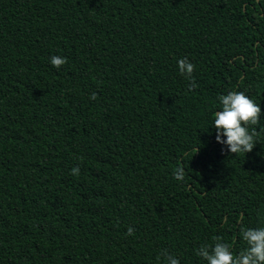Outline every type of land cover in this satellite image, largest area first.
<instances>
[{
  "label": "trees",
  "instance_id": "1",
  "mask_svg": "<svg viewBox=\"0 0 264 264\" xmlns=\"http://www.w3.org/2000/svg\"><path fill=\"white\" fill-rule=\"evenodd\" d=\"M0 264H264V0H0Z\"/></svg>",
  "mask_w": 264,
  "mask_h": 264
},
{
  "label": "water",
  "instance_id": "2",
  "mask_svg": "<svg viewBox=\"0 0 264 264\" xmlns=\"http://www.w3.org/2000/svg\"><path fill=\"white\" fill-rule=\"evenodd\" d=\"M218 115H220V113Z\"/></svg>",
  "mask_w": 264,
  "mask_h": 264
}]
</instances>
